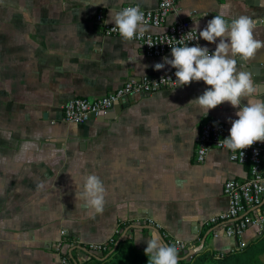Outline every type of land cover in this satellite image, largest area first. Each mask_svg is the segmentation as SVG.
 Masks as SVG:
<instances>
[{"label":"crops","instance_id":"obj_1","mask_svg":"<svg viewBox=\"0 0 264 264\" xmlns=\"http://www.w3.org/2000/svg\"><path fill=\"white\" fill-rule=\"evenodd\" d=\"M132 3L154 9L158 0H0V264H60L54 245L62 231L63 251L77 263L88 260L84 245L106 243L125 227V238L145 252L155 228L148 219L160 236L201 247L196 253L237 251L261 237L249 229L232 239L204 224L227 208L225 181L246 178L247 168L222 150L195 162L200 126L231 128L240 110L223 103L204 116L191 102L208 88L203 81L123 99L84 124L62 120L70 99H95L172 69L154 68L171 53L147 58L137 43L96 31L98 10L114 23L109 12ZM218 14L229 23L250 17L255 38L264 40V0H187L167 24L187 20L199 34ZM197 44L216 48L203 39ZM236 59L245 70L264 63V49L243 64ZM255 84L261 89L255 98L264 99V84ZM89 174L107 191L102 213L75 199L76 184ZM259 259L264 264V253Z\"/></svg>","mask_w":264,"mask_h":264},{"label":"built area","instance_id":"obj_2","mask_svg":"<svg viewBox=\"0 0 264 264\" xmlns=\"http://www.w3.org/2000/svg\"><path fill=\"white\" fill-rule=\"evenodd\" d=\"M187 0H158L154 9H146L139 4H127L128 6H138L144 13V26L155 29H163L158 33L144 32L138 35L132 42L137 43L144 56L147 58L161 57L171 53V47L195 46L199 39L190 41L188 33L194 29L190 21L178 20L167 24L170 13ZM95 29L105 37L121 38L118 30H115L114 23H110L105 18L103 10H98L93 19ZM198 36L195 30L192 36ZM209 53H213L209 50ZM176 69L155 76L143 77L139 81H126L119 88L109 91L105 95L95 98L76 97L67 101L62 107V120L68 124H84L91 117L105 114L112 106L120 100L136 97L140 95H152L161 90L178 86L173 83L176 80ZM170 79V80H167ZM173 81V82H172ZM230 128L213 122H205L200 126L194 149V160L197 163H204L211 150L226 151L232 163H236L247 168V177L242 180L228 179L223 185V196L227 199V208L224 212L210 217L205 221V225L216 228V231H223L225 236L232 239H239L249 229H255L257 236L264 234V142H257L250 148L240 151L227 150L223 145V140L229 136ZM147 224L156 226L148 219ZM157 230V229H156ZM158 231V230H157ZM120 234L117 230L115 236ZM61 241L54 245L60 253V264H73L69 255L63 251L65 245L66 232H61ZM114 237V236H113ZM113 237L108 242L102 244H87L83 246L86 259L102 254L109 249L113 242ZM161 237L168 245H175L178 251H189L191 245L177 239H171L161 232ZM71 245H74L72 243ZM242 244L240 247H243Z\"/></svg>","mask_w":264,"mask_h":264},{"label":"clouds","instance_id":"obj_3","mask_svg":"<svg viewBox=\"0 0 264 264\" xmlns=\"http://www.w3.org/2000/svg\"><path fill=\"white\" fill-rule=\"evenodd\" d=\"M109 19L124 40H133L146 31L145 16L138 6L109 12ZM254 27L253 20L248 16L241 15L229 23L218 14L208 21L198 36H192L193 30L197 34L198 24L188 33L190 41L203 39L215 43L213 53L198 44L171 47L172 59L164 57L163 63L154 66L157 71L165 65L176 69V80L172 82L178 87L203 81L208 88L191 102L198 105L204 116L223 103L240 109L235 113L238 119L231 121L229 136L223 140L224 147L230 151L242 152L257 142H264V99L255 98L261 89L253 82L250 72L238 69L236 59L251 60L258 50L264 49V40L255 38ZM245 99L247 104L242 105L241 101ZM76 186L79 189L76 190V200L82 199L94 213L104 211L107 191L98 175L89 174L83 178L82 186ZM145 255L150 257V264H179L176 246L165 245L156 233L147 240Z\"/></svg>","mask_w":264,"mask_h":264},{"label":"trees","instance_id":"obj_4","mask_svg":"<svg viewBox=\"0 0 264 264\" xmlns=\"http://www.w3.org/2000/svg\"><path fill=\"white\" fill-rule=\"evenodd\" d=\"M124 232H127V227L123 229V232L113 237V242L109 245V249L103 253L102 257L95 255L81 263L74 261L72 263L150 264V257H147L145 252L137 250L133 241L125 238ZM160 238L165 245H168L161 236ZM190 251H185L182 255H179V264H262L259 256L264 253V234L257 241L237 251L223 254L201 251L192 255Z\"/></svg>","mask_w":264,"mask_h":264},{"label":"water","instance_id":"obj_5","mask_svg":"<svg viewBox=\"0 0 264 264\" xmlns=\"http://www.w3.org/2000/svg\"><path fill=\"white\" fill-rule=\"evenodd\" d=\"M262 25L264 26V20L261 21ZM244 61L241 63L243 64ZM259 64V63H257ZM249 65L247 69H245L244 71H248L252 74V79H253V82L254 83H261V84H264V63H260L259 65ZM118 106L120 107V104H121V100L117 102ZM118 112V108H115L113 110V112L110 114V117L109 118H113ZM107 113L105 114H102L100 113L99 116H106ZM154 233H156L159 237H160V234L159 232L156 230V229H153ZM161 239V238H160ZM201 249V247H198L197 249H193L190 251V254H195L196 252H198L199 250ZM179 255H182L183 252L179 251L178 252ZM99 257H102V254L99 255Z\"/></svg>","mask_w":264,"mask_h":264}]
</instances>
